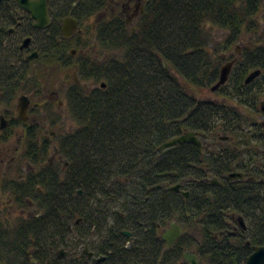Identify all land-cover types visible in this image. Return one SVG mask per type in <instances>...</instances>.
Masks as SVG:
<instances>
[{
  "label": "trees",
  "instance_id": "16d2710c",
  "mask_svg": "<svg viewBox=\"0 0 264 264\" xmlns=\"http://www.w3.org/2000/svg\"><path fill=\"white\" fill-rule=\"evenodd\" d=\"M263 2L151 0L135 33L121 15L101 22L95 38L108 52V59L86 63L84 80L100 82V88L88 93L77 87L70 100V116L76 127L58 145L68 166H50V143H39L35 133L29 137L25 160L37 172L11 189L20 209L29 201L35 202L38 218L25 223L14 237L11 251L1 245L0 264H33L31 257L38 264H87L84 253L81 260L69 261L61 258L59 251L72 248L75 236L76 245L79 240L87 243L88 224L96 228L94 238L105 242L97 248L113 253L105 264H149L143 260L145 255L159 250L156 212L153 217L157 210L154 202H146L144 194L150 186L164 182L162 145L188 132L214 140L232 134L240 147H251L255 138L258 149H252L243 160L247 176L254 181L226 180L222 187L212 184V179L224 178L217 169L230 168L241 151L226 152L225 160H232L229 164L221 152L207 153L194 144H179L173 149V163L180 162L176 167L187 172L174 174L172 182L187 179L192 194L188 201L172 194V213L199 219L186 226L194 225L202 239L185 234L171 250L172 264H187L184 248H193L201 264H242L254 252L253 246H264V162L258 160L264 159V154H258L264 151V130L255 129L253 137L244 131L249 121L239 110L250 108L261 113L263 48H248L229 82L217 91L239 109L224 102L199 103L195 97L196 90L218 82L224 56L234 43L244 35L258 36ZM110 6L111 0H71L68 8L84 23ZM213 30L227 36L214 43ZM49 33L37 62L42 64L44 80L62 63L59 55L68 44L55 45L53 33ZM84 39L90 41L89 32ZM254 70H261V76L246 85ZM13 81L0 51V103L14 102L17 89ZM103 83L106 88H101ZM79 191L81 196H77ZM233 213L247 221L248 231L232 233ZM78 220L83 223L76 224ZM125 231L138 237L140 245L126 250Z\"/></svg>",
  "mask_w": 264,
  "mask_h": 264
},
{
  "label": "flooded vegetation",
  "instance_id": "af4514ba",
  "mask_svg": "<svg viewBox=\"0 0 264 264\" xmlns=\"http://www.w3.org/2000/svg\"><path fill=\"white\" fill-rule=\"evenodd\" d=\"M71 0L68 2L70 3ZM151 0H111L112 5H120L125 13L128 14V17L125 19L124 16L122 18L125 20L126 26L130 29L131 25L135 21V27L132 28V32L135 30L139 19L145 14V11L149 5ZM66 0H47V7L50 17V24L45 29L36 28V20L32 17V15L24 10V8L20 4V0H0V51L2 53V63H5V66L8 65L10 69V77L14 80V87L16 90V98L13 103L3 104L0 103V144L7 143L10 139L9 133L13 132V128L16 127L22 128V152L21 156L17 159L15 158L13 161H10V171L11 173H15L16 176L9 177L5 175L1 181V186L3 190H7L10 193V200L8 206L14 203V207L20 210L21 213H25L27 208L35 207L34 201H29L28 206L24 209H20V205L15 201V195L11 187L16 185L18 181L26 180L27 176L31 173L37 172V168L25 160V148L28 142L29 137L35 133L36 140L39 143L48 142L51 145L52 138H59L58 144L56 147H53L52 158L49 159L48 162L50 166H55L58 164H63L64 168L68 166L66 160L61 156L58 145L60 139L72 132L75 127L69 128L68 123L72 120L70 116V100H73V96L76 91L75 88H84L88 93L93 89L100 88V82L96 83L91 78L88 80H84V76L87 73L86 63L90 62H99L105 63L108 59V52L99 47L96 42L95 35L97 33V27L92 29L90 25L88 26L87 22L91 20L93 17L88 18V20L84 23H81L74 15L73 10L68 8L69 4L65 5ZM120 3V4H118ZM75 6V4H74ZM110 6V7H111ZM99 14V13H98ZM97 15V14H96ZM95 15V16H96ZM120 15V14H116ZM69 21V24H72V21L76 22V27L74 28V34L66 38L64 34V29H68L66 25V21ZM29 25L30 30L24 33V27ZM56 26V29H55ZM52 28V31H49ZM53 33V37L55 39V45H59L63 43V41H67V45H64V51L59 55L60 61L62 63L55 70L53 76H50L48 79V86L44 85V79L41 77L42 64L38 63L36 68H32L31 65L35 61L37 63L42 55L43 49L47 46L48 42H45V45L37 50L33 48V42L35 36L39 33H45L48 36L50 33ZM89 32L90 41L87 43L86 41H82L85 38L86 33ZM27 38H31L32 41L30 45L24 48V40ZM74 40V42H73ZM85 40V39H84ZM84 42V44H83ZM75 45L74 47H69V45ZM88 45V46H87ZM76 47V48H75ZM263 50V59H264V47ZM34 57V58H30ZM241 58V57H240ZM239 58V59H240ZM239 59H234V67L238 63ZM25 63V69H24ZM84 63V66H81ZM81 64V65H80ZM33 66V65H32ZM233 67V69H234ZM31 68V71L29 69ZM33 71V72H32ZM31 73V78L27 77V74ZM230 80V79H229ZM28 82H31L29 85ZM229 82V81H228ZM27 83V84H26ZM96 84V87L94 85ZM44 86L46 91L45 95H41V87ZM99 85V86H98ZM102 86V85H101ZM53 88V89H52ZM102 88V87H101ZM20 96V97H18ZM28 97L30 100L29 108L27 111V120L21 118L18 106L19 100L22 97ZM18 98V103L16 105L15 101ZM16 105V107H15ZM16 108V109H15ZM52 109H55L56 115L51 114ZM44 110V111H43ZM51 110V111H50ZM44 112L42 120H39L41 116V112ZM50 111V112H49ZM50 113V114H49ZM63 116V118H62ZM46 118V119H45ZM31 123V124H29ZM50 126L52 128H57L58 132H49ZM260 128L264 130V123L260 125ZM253 130L249 132L253 137ZM51 134L49 137L48 134ZM255 133V132H254ZM13 134V133H12ZM198 138L201 141V146L194 144L207 153H212L214 155H218L217 153H213L211 151H207V147L205 146L204 139L207 140V136H200L196 133ZM255 136V135H254ZM257 136V135H256ZM44 137V138H43ZM52 137V138H51ZM219 139L226 143L229 142V138L227 140H222V137L219 136ZM233 146H229L228 148L221 149L222 158L227 159L226 155L230 149H237L241 151V157L238 160L233 162L230 168H219L217 172L222 175L224 178L212 179V184L218 187H222L226 180H230L233 182H243L246 180L254 181L253 178L247 176V164L244 162L243 158L246 154H248V148H245L246 151H242L239 148L238 141L234 142ZM183 144H192V143H183ZM179 145V144H177ZM175 145L172 148L160 149V157H165L166 159V168L165 179L164 182H159L149 187L144 195H146V202H154L153 208L157 211L153 212V217L157 218L156 227H157V238L156 241L159 245V250L153 253V255L143 258V260L149 264H172L171 262V250L178 243V241L187 233H189V227L186 224L200 222V220L193 218L191 216H180L173 215L172 213V194L183 197L185 200H189L192 194V190L188 187V180L184 179L180 182L173 183L172 177L174 174H185L187 171L181 170L177 165H180V162L173 163V157L175 156L173 149L177 146ZM163 146V145H162ZM252 149V146L250 147ZM51 149V146H50ZM250 153V152H249ZM264 154V151L259 152ZM204 154V153H203ZM261 154V155H262ZM231 156V155H230ZM176 157V156H175ZM180 159L182 157L180 156ZM227 163H231L232 160H225ZM248 163V162H247ZM24 164H27L28 171L24 174L22 173L24 169ZM174 164V165H173ZM175 166V167H174ZM158 171H162L159 169ZM239 172L244 175L243 179L233 180L230 178V175ZM214 181L218 182L215 183ZM179 186V191L172 190L173 188ZM144 193V192H143ZM185 193H189V197L186 198ZM81 196V195H77ZM209 199L212 200V197L209 196ZM16 209V210H17ZM38 212V211H37ZM156 212V216H155ZM38 216L31 215L28 217H18L16 221L10 219V222H7V219H4L3 215L0 212V247L1 245H5V249H9L11 251L13 245L14 237L19 234L21 229H24V225L29 220L37 219ZM155 218V219H156ZM242 220L243 224L239 221ZM15 223V224H14ZM82 220H78L76 224H82ZM175 223L181 227L184 231L180 238L175 242L173 246H169L167 241L164 239V235L172 229V224ZM245 226V227H244ZM248 231V223L243 218L240 217L237 213L232 214V233L234 235L240 234V231ZM87 233H89L87 237V243H85V250L82 253L85 254V262L87 264H105L109 261V256L113 255L111 251H107L105 249H98L97 246L99 243L105 242L103 240L97 241L94 238L93 233L96 232V228L87 226ZM128 232V231H125ZM123 232L125 242V249H131L134 245L139 243L140 241L138 237H135L132 232L130 235H126ZM199 241L202 239L201 234L198 230ZM78 237L75 238L77 240ZM138 241V242H137ZM76 244V242L74 243ZM247 245H250L247 243ZM259 246V245H258ZM257 246H253L255 249ZM74 250V249H73ZM67 255L65 257L77 254L76 252L70 253L66 252ZM81 253V254H82ZM187 253H191L197 256L198 263L201 264L200 256L192 249L184 248L183 252V261L187 264H190L185 258ZM60 254V252H59ZM80 256L76 257L73 260H81ZM139 258L142 259V256L139 255ZM248 259V258H247ZM31 262L33 264H38L34 258L31 257ZM140 261V259H138ZM246 260L242 262L245 264ZM179 264V263H178ZM182 264V263H181Z\"/></svg>",
  "mask_w": 264,
  "mask_h": 264
},
{
  "label": "rangeland",
  "instance_id": "374dc122",
  "mask_svg": "<svg viewBox=\"0 0 264 264\" xmlns=\"http://www.w3.org/2000/svg\"><path fill=\"white\" fill-rule=\"evenodd\" d=\"M69 0H66L67 3L66 4H70L68 2ZM118 2H121V0H118ZM120 4V3H118ZM116 14H122V16L125 17V19L128 17V14L125 13L120 5H112L108 10L103 11L99 14H97L96 16H94L91 20H89L87 22L88 26L90 25V27L92 29L97 27V24L101 23V22H105V21H109L110 19H112L113 16H116ZM260 31L258 36L252 37V36H248V35H244L240 41L234 43L231 46L230 52H228L225 56H224V61L221 64V68L222 66H224L225 64H227L228 62L233 61L234 59H239L238 63L235 65L234 69H232L230 76H232V74L235 72V70L238 68V65L240 63V61L242 60V57L244 56V53L246 52V50L248 48H262L264 47V2H263V10L260 16ZM135 21L133 22V24L131 25L130 29L135 27ZM27 26L24 27V33L30 30V27L28 24H26ZM95 30V29H94ZM212 38L214 40V43H220L224 40V37L227 36L226 32H219V31H212ZM46 35L45 33H39L35 36L34 42H33V48L34 49H41L44 45L46 41ZM214 47V46H213ZM33 65V66H32ZM31 65L32 68H36L38 66V63H35V61L33 62V64ZM24 69H25V63H24ZM29 71H31V68L29 69ZM28 78H31V73L29 72V74H27ZM48 79L44 80L43 84L48 86ZM29 85L31 84V82H28ZM228 83V81H227ZM27 84V83H26ZM94 87H96V84L94 85ZM53 89V88H52ZM197 91V92H196ZM195 91V97L196 100L199 101V103L205 102V101H216L219 103L224 102L225 104H229V106H233L235 108H237V105L234 102H229L226 101L221 94L219 95L217 93V91L213 92L211 90V87H206L202 90H196ZM41 95H45L46 91L44 89V86L42 85L41 87ZM20 97V96H18ZM264 102V96H262V98L259 100V110L261 113H257L255 110L254 111H250L249 109H243V108H237L240 110V112L243 114L244 116V120L249 121L247 123V125L245 126L244 131H256L258 128H260V125L264 123V113L261 111V103ZM16 105L18 103V98L15 101ZM15 105V107H16ZM16 109V108H15ZM44 111V110H43ZM41 112V116L39 118V120H42V116L45 115L44 112ZM51 111V110H50ZM49 111V112H50ZM53 115H56L55 113V109H52V112H50ZM49 113V114H50ZM63 118V116H62ZM46 119V118H45ZM31 124V123H29ZM72 127H76V124L73 120H71L68 123V127L71 128ZM256 129V130H255ZM49 132H58L57 128H52L50 126V128L48 129ZM13 133V134H12ZM9 133L10 135V139L7 143H3L0 145V212L1 215H3L4 219H7V222H10V219H13V221H16V219L18 217L24 216V217H28L31 215H36L37 214V209L36 207H30L27 208L25 213H21L19 209H17L16 207H14V203L12 202L11 206H8L9 204V200H10V193L7 190H3L2 186H1V181L3 179V177L5 175L7 176H11V177H15L16 174L13 172L11 173L10 171V161H13L15 158H19L21 156V152L22 150V139L20 138L22 135V128L21 127H16V125L13 128V132ZM255 134V133H254ZM229 139V142H222L219 137H217L215 140L212 138H207V140H203L205 143V146L207 147V151H211L213 153H217L219 152L221 149H225L228 148L229 146H233L235 143V141H238L237 137H234L232 134H225ZM257 135V134H256ZM48 136L50 137L51 134L49 133ZM254 136V135H253ZM220 137H223V135H220ZM44 138V137H43ZM52 138V137H51ZM51 140V149H50V153H49V159L52 158V154H53V147H56L59 141V138H52ZM256 139L254 138V143L252 145V149H256L257 145H256ZM239 148L242 151H246L245 148H248V154L249 152L252 151V149L250 148V146H243L241 145V147L239 146ZM258 149V148H257ZM260 152H262V150H259ZM246 154L244 156V158L248 155ZM259 154V152H258ZM250 155V154H249ZM243 158V159H244ZM259 158L258 160L261 161V163L264 162V159ZM28 166L27 164H24V169L22 171V173H26L28 171ZM17 209V210H16ZM15 224V223H14ZM189 234L192 236V238H194L195 240L198 241V239L200 238L198 235V229L193 226L189 227ZM75 237H72V248H67L66 250H63L65 252L70 253L69 255H71V253L76 252L77 254L75 255H71L67 256V257H61V258H69V261H71L72 259H76V257L80 256V254L82 253L83 250H85V242H80L79 240V245L74 244L75 243ZM78 240V238H77ZM75 247V249H74ZM77 247V248H76ZM74 249V250H73ZM193 249V248H192ZM60 252V251H59ZM68 260V259H66ZM65 263V262H64ZM179 264H181V262H179Z\"/></svg>",
  "mask_w": 264,
  "mask_h": 264
},
{
  "label": "water",
  "instance_id": "95a60500",
  "mask_svg": "<svg viewBox=\"0 0 264 264\" xmlns=\"http://www.w3.org/2000/svg\"><path fill=\"white\" fill-rule=\"evenodd\" d=\"M21 6L24 8V10L28 11L32 17L36 20V28L45 29L50 24V17L47 7V0H20ZM70 21V20H69ZM68 20L66 21V25L68 26V29H64V34L66 38L71 37L74 34V28L76 27V22L72 21V24H69ZM135 33V30L133 31ZM32 39L27 38L24 40V48L28 47L31 43ZM34 58V57H30ZM234 62H229L222 66L220 71V77L218 83L211 88L213 92L220 89L222 86H224L231 74V71L233 69ZM261 76V70H256L250 73V75L246 78L245 84L249 85L253 81H255L257 78ZM102 88H106V84L103 83ZM30 100L28 97L24 96L20 98L19 100V106L18 111L24 120H27V111L29 108ZM261 111L264 113V102L261 104ZM228 137H222V140H227ZM183 143H192L197 144L198 146H201V141L194 132H188L184 135L166 143L163 145L162 149L172 148L177 144H183ZM230 178L233 180L237 179H243L244 175L239 172H235L230 175ZM215 183H218L214 181ZM174 191H179V186L173 188ZM82 191L78 192V195H82ZM186 198L189 197V193H185ZM239 221L243 224L242 220L239 219ZM244 225V224H243ZM245 227V226H244ZM184 231L181 229V227L175 223L172 224V229H170L165 235L164 239L167 241L168 245L171 247L175 244V242L180 238ZM126 235H130V233L125 232ZM61 257H65L67 255L66 252L61 251L59 254ZM186 260L190 262V264H199L198 258L196 255L187 253L185 256ZM245 264H264V246H257L254 249V252L248 257Z\"/></svg>",
  "mask_w": 264,
  "mask_h": 264
}]
</instances>
